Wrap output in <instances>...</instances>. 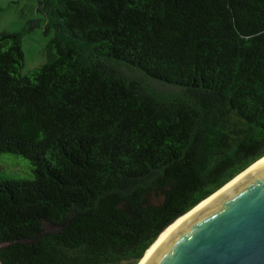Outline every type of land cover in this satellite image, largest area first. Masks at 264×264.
Segmentation results:
<instances>
[{
  "label": "trees",
  "instance_id": "trees-1",
  "mask_svg": "<svg viewBox=\"0 0 264 264\" xmlns=\"http://www.w3.org/2000/svg\"><path fill=\"white\" fill-rule=\"evenodd\" d=\"M37 11L53 31L39 66L22 72V32H0V154L28 166H0V260L136 264L264 156V0Z\"/></svg>",
  "mask_w": 264,
  "mask_h": 264
},
{
  "label": "water",
  "instance_id": "water-1",
  "mask_svg": "<svg viewBox=\"0 0 264 264\" xmlns=\"http://www.w3.org/2000/svg\"><path fill=\"white\" fill-rule=\"evenodd\" d=\"M141 264H264V159L189 214Z\"/></svg>",
  "mask_w": 264,
  "mask_h": 264
},
{
  "label": "rangeland",
  "instance_id": "rangeland-1",
  "mask_svg": "<svg viewBox=\"0 0 264 264\" xmlns=\"http://www.w3.org/2000/svg\"><path fill=\"white\" fill-rule=\"evenodd\" d=\"M37 4L38 0H0V32H22L24 73L46 61V45L53 35V31H46L45 18L37 11ZM15 164L20 166L17 169L21 174L28 167L26 160L19 155L0 154L2 169L13 171Z\"/></svg>",
  "mask_w": 264,
  "mask_h": 264
},
{
  "label": "bare ground",
  "instance_id": "bare-ground-1",
  "mask_svg": "<svg viewBox=\"0 0 264 264\" xmlns=\"http://www.w3.org/2000/svg\"><path fill=\"white\" fill-rule=\"evenodd\" d=\"M264 159V156L260 157L256 161H254L252 164H250L248 167H246L244 170H242L240 173H238L235 177H233L230 181L226 182L223 186H221L218 190H216L213 194H211L209 197L203 199L200 203L196 204V206L192 207L189 211L182 214L178 218H176L171 224H169L164 230L158 235V237L155 239V241L148 247V249L144 252L143 256L139 259V261L136 264H141L159 245L160 243L169 235L171 234L174 229L194 210H196L199 206L209 201L211 198L215 197L216 195L220 194L222 191H224L226 188H228L230 185H232L234 182H236L242 175H244L249 169H251L254 165H256L258 162Z\"/></svg>",
  "mask_w": 264,
  "mask_h": 264
}]
</instances>
